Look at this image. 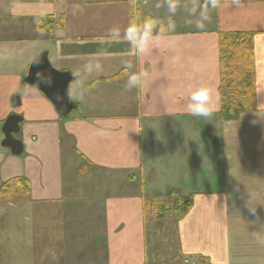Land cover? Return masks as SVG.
I'll list each match as a JSON object with an SVG mask.
<instances>
[{"label":"crops","instance_id":"obj_1","mask_svg":"<svg viewBox=\"0 0 264 264\" xmlns=\"http://www.w3.org/2000/svg\"><path fill=\"white\" fill-rule=\"evenodd\" d=\"M138 2L0 0V133L21 117L23 144L15 156L0 137V191L28 187L0 200V264H264V0H219L203 28L189 13L194 23L205 0H175V14L168 0ZM147 17L158 43L137 56L123 33ZM233 33L253 36L255 109L225 120L219 37ZM45 53L54 70L80 73L67 118L26 82ZM94 60L102 71L89 76ZM140 72L143 89L126 90ZM200 85L216 105L207 119L186 111ZM178 190L191 205L173 213L177 252L162 256L148 235L169 218L147 206Z\"/></svg>","mask_w":264,"mask_h":264},{"label":"trees","instance_id":"obj_2","mask_svg":"<svg viewBox=\"0 0 264 264\" xmlns=\"http://www.w3.org/2000/svg\"><path fill=\"white\" fill-rule=\"evenodd\" d=\"M150 1L139 0V7H142ZM142 21V26L148 21L151 22V26L147 25V31L151 29L150 27L157 25L149 17L143 18ZM252 41L253 36L251 34H221L219 37L221 56L220 95L222 100V116L225 120L233 119L244 111L255 109V66ZM123 78L124 73H121L111 80L117 81ZM22 183L24 182L15 180L5 184L1 188L0 198L3 196L15 197L20 195L17 191L14 190L12 192V190L19 188L20 186L18 185ZM190 205L191 200L186 206L185 211L189 209ZM155 209L156 204L153 203L152 212Z\"/></svg>","mask_w":264,"mask_h":264},{"label":"clouds","instance_id":"obj_3","mask_svg":"<svg viewBox=\"0 0 264 264\" xmlns=\"http://www.w3.org/2000/svg\"><path fill=\"white\" fill-rule=\"evenodd\" d=\"M178 4L175 0H168V10L169 13L175 14L177 10ZM219 7V0H205V3L200 7L199 12L195 13L196 19L194 20L195 26L197 28H203L205 26V22L209 20V10L215 9ZM171 27V24H169ZM147 31V23L142 27H136L134 24H130L127 29L124 30L123 39L127 41L130 46L132 52H134L137 56H143L151 47L158 43L155 37L146 36L145 32ZM109 36L112 39H120L121 38V31L118 27L112 28L109 30ZM131 68V65L127 66ZM83 71L87 75L91 76L95 73L102 71V65L99 61H90L87 62L83 66ZM146 72L140 73H131L127 75V79L125 82L126 90H133L136 89L137 91H141L143 89L144 79L147 77ZM38 83L37 87H39L41 82L51 84L52 79L50 74L45 73H37ZM73 81L76 83L77 86L82 84L80 80V73H73ZM67 97L69 100L72 99V84H69L67 93ZM64 97L61 95L57 96V99H63ZM216 110V105L212 102L211 94L207 86L200 85L199 87H195L190 90L188 101L186 104V111L191 116L197 118H209L213 115L214 111ZM250 209L255 212V207L249 205ZM257 238L259 239L262 233L257 231L255 233Z\"/></svg>","mask_w":264,"mask_h":264},{"label":"water","instance_id":"obj_4","mask_svg":"<svg viewBox=\"0 0 264 264\" xmlns=\"http://www.w3.org/2000/svg\"><path fill=\"white\" fill-rule=\"evenodd\" d=\"M50 74L52 83L41 82L37 87V73ZM73 77L67 72H58L53 69L48 58V54H42L31 65L30 72L26 78V82L32 87L43 92L49 101L55 106L57 113L63 118H67L75 109L74 104L68 99L66 93L69 84L73 83ZM61 95L63 99H57ZM21 117H10L3 126L2 134L4 140L2 147L11 151L15 156H20L23 153V144L15 139V135L21 130Z\"/></svg>","mask_w":264,"mask_h":264},{"label":"rangeland","instance_id":"obj_5","mask_svg":"<svg viewBox=\"0 0 264 264\" xmlns=\"http://www.w3.org/2000/svg\"><path fill=\"white\" fill-rule=\"evenodd\" d=\"M42 1V0H39ZM191 13H189V23L192 24V27H196L195 23L191 21ZM148 24V22H146ZM76 113L73 112L72 116H75ZM0 137L2 140L4 135H2V132L0 133ZM20 186L17 189H13L12 192L17 191L20 195L18 196H3L0 198L1 201L9 202V201H18L26 197L27 195V188L25 183L19 184ZM89 189H84L83 185L81 186V192H86ZM94 191H97V189H91L89 192L93 193ZM104 191L101 189L98 194H102ZM14 199V200H13ZM156 204V209L153 210L155 218L158 216H162V219L166 217V220L169 218L167 222H160L156 226H154V232L149 230L148 235V244H149V250L151 252L156 251L157 253L161 254L162 256H169L177 252L176 245V237L178 235L177 229H176V222L174 219L173 213H176L177 216L182 212V210H185L186 206L190 202V198L185 195L182 191H177L174 193L173 196L160 200V201H154ZM153 202V203H154ZM148 212L152 213V206L150 203L147 206ZM179 213V214H178ZM172 214V215H168ZM177 264H183L184 262L177 261ZM186 264V263H185Z\"/></svg>","mask_w":264,"mask_h":264}]
</instances>
